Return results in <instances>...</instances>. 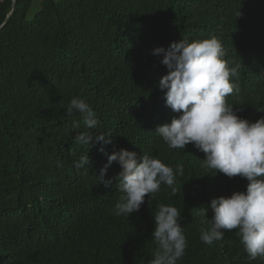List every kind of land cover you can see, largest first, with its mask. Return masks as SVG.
I'll return each mask as SVG.
<instances>
[{
    "label": "trees",
    "instance_id": "16d2710c",
    "mask_svg": "<svg viewBox=\"0 0 264 264\" xmlns=\"http://www.w3.org/2000/svg\"><path fill=\"white\" fill-rule=\"evenodd\" d=\"M34 1L0 0V264H150L161 203L181 211L187 248L177 264H264L249 258L235 229L211 246L200 239L211 199L247 181L203 167L193 145L169 148L154 133L168 116L162 102L133 103L144 81L167 74L155 48L216 37L230 50L250 31L264 33V0H41L29 20ZM224 59L238 66L239 92L227 103L254 122L264 116L255 110L264 104L263 61L242 67L229 51ZM73 97L92 105L93 131L112 133L104 152L75 142L84 122L66 112ZM121 148L182 164L177 195L162 185L139 211L115 215L118 194L100 198L96 173ZM87 151L91 166L78 171L74 162ZM120 170L117 162L108 168L109 184Z\"/></svg>",
    "mask_w": 264,
    "mask_h": 264
},
{
    "label": "clouds",
    "instance_id": "9594fccd",
    "mask_svg": "<svg viewBox=\"0 0 264 264\" xmlns=\"http://www.w3.org/2000/svg\"><path fill=\"white\" fill-rule=\"evenodd\" d=\"M153 51L157 55L163 53L161 63L168 69L167 74L159 72L157 77L144 81L133 103L162 102L168 116L155 125L154 133L171 149L184 150L186 145H193L204 153L202 166L215 174L240 176L247 181L245 190L212 198L207 204L203 215L207 217L209 208L213 215L208 218L210 227L202 231L201 241L211 246L224 238V230L235 229L249 258L264 259V116L250 121L227 103L226 97L239 92L235 82L238 66H230L224 59L225 51H229L242 67H257V59L264 65V33L250 31L230 50L224 42L210 37L173 41L167 49L157 47ZM255 110L264 113V104L255 106ZM66 112L78 113L84 122V130L74 135L75 142L86 145L88 151L100 144L98 150L104 152L112 133L93 131L99 129V119L92 105L84 98L73 97ZM88 151L74 162L78 171L91 166ZM113 162L121 169L116 185L105 179ZM183 175L182 164L173 168L152 155L138 157L135 151L121 148L107 154V162L96 173V183L105 184L100 187L105 189L101 193L98 189L100 198H111V191L118 194L113 212L128 218L139 211L146 196L148 202L155 199L162 185L170 189L171 195H177L175 181ZM153 217L151 238L156 247L150 264H177L187 248L181 211L161 203Z\"/></svg>",
    "mask_w": 264,
    "mask_h": 264
},
{
    "label": "rangeland",
    "instance_id": "374dc122",
    "mask_svg": "<svg viewBox=\"0 0 264 264\" xmlns=\"http://www.w3.org/2000/svg\"><path fill=\"white\" fill-rule=\"evenodd\" d=\"M42 5H41V0H35L33 7L31 8L30 12L28 13V19L32 20L36 13L41 9Z\"/></svg>",
    "mask_w": 264,
    "mask_h": 264
},
{
    "label": "water",
    "instance_id": "95a60500",
    "mask_svg": "<svg viewBox=\"0 0 264 264\" xmlns=\"http://www.w3.org/2000/svg\"><path fill=\"white\" fill-rule=\"evenodd\" d=\"M3 26H4V24H3V25H0V29H1Z\"/></svg>",
    "mask_w": 264,
    "mask_h": 264
}]
</instances>
